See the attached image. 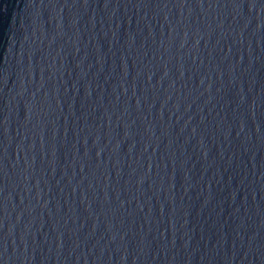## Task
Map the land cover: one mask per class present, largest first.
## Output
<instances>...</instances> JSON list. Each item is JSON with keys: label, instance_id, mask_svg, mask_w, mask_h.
I'll return each instance as SVG.
<instances>
[{"label": "water", "instance_id": "95a60500", "mask_svg": "<svg viewBox=\"0 0 264 264\" xmlns=\"http://www.w3.org/2000/svg\"><path fill=\"white\" fill-rule=\"evenodd\" d=\"M0 264H264V0H0Z\"/></svg>", "mask_w": 264, "mask_h": 264}]
</instances>
